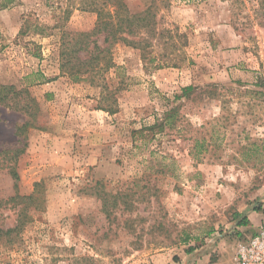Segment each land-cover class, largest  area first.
<instances>
[{
  "label": "rangeland",
  "instance_id": "obj_1",
  "mask_svg": "<svg viewBox=\"0 0 264 264\" xmlns=\"http://www.w3.org/2000/svg\"><path fill=\"white\" fill-rule=\"evenodd\" d=\"M6 1L0 84L28 90L39 113L0 104V152L28 138L17 188L0 156V200L41 187L0 264H235L252 236L242 218L264 209V0H166L143 50L114 45L79 83L60 70L61 46L97 15L82 0ZM170 111L161 132L142 131ZM6 207L2 228L16 223Z\"/></svg>",
  "mask_w": 264,
  "mask_h": 264
},
{
  "label": "trees",
  "instance_id": "obj_2",
  "mask_svg": "<svg viewBox=\"0 0 264 264\" xmlns=\"http://www.w3.org/2000/svg\"><path fill=\"white\" fill-rule=\"evenodd\" d=\"M154 5L138 14H134L128 8L125 0H82L80 5L82 10L94 12L97 15V21L93 31L89 33H79L73 37L64 38L60 53V70L64 75L70 77L74 83L86 81L91 76L100 74L103 70L111 65L110 49L118 44L124 43L127 46L139 47L142 50L149 44V38L152 37L156 26V10L165 1L153 0ZM168 1V0H167ZM12 1L7 0L3 6H8ZM156 5V6H155ZM138 37L139 41L134 39ZM102 39V41L100 40ZM193 87H187L182 90V95L176 97L181 99L187 97ZM21 99L22 110L31 118H36L39 113V104L36 99L26 89L17 90L14 85L0 84V104H6L9 100ZM19 105L18 103H14ZM174 117L172 111L165 114L162 121L155 120L153 125H144L142 131L161 132L165 123ZM24 124L23 126H28ZM23 129L18 127L17 134ZM21 143V141H20ZM28 147V138L24 136L22 146L15 150L1 151L3 156L2 162L12 163L2 167L9 169V173L15 181V188L18 186L19 174L16 166L19 157L23 155ZM1 162V161H0ZM40 183L35 185V192L30 196H20L18 193L14 197L7 200H0V208H9L16 211V223L13 227H0V244H14L23 234L28 223L31 222L30 208L37 206L39 201L36 195ZM259 212L264 209L259 208ZM246 218H242L240 225L247 224ZM195 248H191L189 252H193Z\"/></svg>",
  "mask_w": 264,
  "mask_h": 264
},
{
  "label": "built area",
  "instance_id": "obj_3",
  "mask_svg": "<svg viewBox=\"0 0 264 264\" xmlns=\"http://www.w3.org/2000/svg\"><path fill=\"white\" fill-rule=\"evenodd\" d=\"M235 264H264V222L257 233L238 244Z\"/></svg>",
  "mask_w": 264,
  "mask_h": 264
},
{
  "label": "crops",
  "instance_id": "obj_4",
  "mask_svg": "<svg viewBox=\"0 0 264 264\" xmlns=\"http://www.w3.org/2000/svg\"><path fill=\"white\" fill-rule=\"evenodd\" d=\"M36 135L33 134L32 138H30V142H32V146L35 147L37 142V138H35ZM44 141H41V148L44 146L48 147L47 143L44 145ZM248 221L246 225H241L242 229H244L246 232H249L251 235L255 234L258 232L259 227L263 224V219H264V212H259L256 213L255 211H251L247 213V215L244 217Z\"/></svg>",
  "mask_w": 264,
  "mask_h": 264
}]
</instances>
